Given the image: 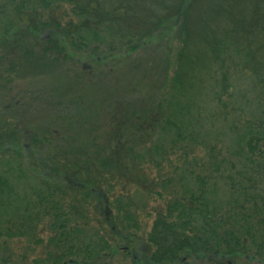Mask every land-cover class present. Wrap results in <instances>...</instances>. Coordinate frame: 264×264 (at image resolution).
Returning <instances> with one entry per match:
<instances>
[{
  "label": "trees",
  "instance_id": "1",
  "mask_svg": "<svg viewBox=\"0 0 264 264\" xmlns=\"http://www.w3.org/2000/svg\"><path fill=\"white\" fill-rule=\"evenodd\" d=\"M62 4L70 14L51 16ZM162 32L179 43L164 100L156 99L155 112L141 122L133 109L127 124L136 139L146 138L141 147L153 138L143 153L131 140L126 154L119 153L122 141L112 137L114 150L97 158L44 159L51 139L28 134L19 102L0 106L7 125L0 131V157H11L26 178L21 195L0 176V240L33 243L36 226L46 222L45 257L34 264H94L106 249L117 251L83 230L85 204L129 254L136 229L132 203L110 199L103 186L111 189L114 173L133 174L146 156L162 161L186 145L205 150L201 159L184 160L192 164L186 173L192 184L156 214L148 252L142 258L133 253L132 264H184L188 258L264 264V0H0L1 61L21 48L24 58L37 53L59 64H85L83 73L92 76ZM204 96L211 102L206 115L197 103ZM218 124L227 131L221 137Z\"/></svg>",
  "mask_w": 264,
  "mask_h": 264
},
{
  "label": "rangeland",
  "instance_id": "2",
  "mask_svg": "<svg viewBox=\"0 0 264 264\" xmlns=\"http://www.w3.org/2000/svg\"><path fill=\"white\" fill-rule=\"evenodd\" d=\"M60 7L52 11L51 16L70 14L66 5ZM149 42L127 60L97 69L92 76L83 73L85 64H59L37 53L34 54L37 57L29 59L23 57L21 48L11 50L5 53L7 60H0V103L5 105L8 100L15 98L24 108L26 105L28 114L32 115L27 122L28 134L42 142L51 139L42 149L44 156L41 158L69 159L84 156V153H87L85 156L97 158L98 153L100 155L114 150V146L109 145L112 137L122 141L119 153L126 154L128 140H131L128 141L132 143L131 148L143 153L150 148L153 138L141 147L147 142L146 138L136 139L134 131L127 125L134 114L131 111L135 109V114L141 118L140 122L155 112L156 99L160 98L161 102L167 92L179 47V43L167 32H162ZM197 103L204 115L206 110L211 109L208 96L199 98ZM4 122L0 113V131L7 128ZM205 126L209 128L207 123ZM217 128L220 137L227 133L225 125L218 124ZM152 134L151 137L156 138L157 131H152ZM223 139L227 141V138ZM186 146L184 149L177 146L171 155H167L166 161H161L153 154L151 158L146 156L139 166L130 167L133 170L130 173L133 174L114 173L111 180L105 176L109 179L111 189L108 190V185H104L103 189L109 191V198L121 197L132 203L136 229L132 231L133 241L127 254L124 242L114 239L91 204H85L81 209L80 220L85 225L83 230L91 237L106 239L110 248L117 247L113 254H109L106 249L102 259L94 264H132L133 253L137 258H142L148 252L146 237L156 214L164 212L167 202L178 198L184 188L192 184L186 175L192 164L186 161L204 156L202 147ZM10 159L0 157V176L9 181L17 194L22 195L26 183L22 181L26 178L21 176L23 174ZM28 163V167L42 168L36 163ZM50 164L61 165L55 160ZM39 179L27 181L33 184L39 183ZM64 191L69 195L68 199L75 197L73 193L70 195L67 190ZM35 230L36 240L33 243L25 239L0 240V262L34 264L35 260L44 258L49 238L46 222L39 223ZM184 264L213 263L205 259L188 258ZM235 264L256 262L237 258Z\"/></svg>",
  "mask_w": 264,
  "mask_h": 264
},
{
  "label": "flooded vegetation",
  "instance_id": "3",
  "mask_svg": "<svg viewBox=\"0 0 264 264\" xmlns=\"http://www.w3.org/2000/svg\"><path fill=\"white\" fill-rule=\"evenodd\" d=\"M8 63V62H7ZM9 102H15L16 101V103H18L19 102V110H20V112H21V114L25 117V120H30V118H32V115L30 116L29 114H28V109H27V107H26V105H25V108H24V105H22L21 104V102L19 101V99H17V100H15V98H11L10 100H8ZM1 105H3V104H1L0 103V106ZM12 112H14V109H13V111ZM1 113V112H0ZM17 113H19V112H17Z\"/></svg>",
  "mask_w": 264,
  "mask_h": 264
}]
</instances>
